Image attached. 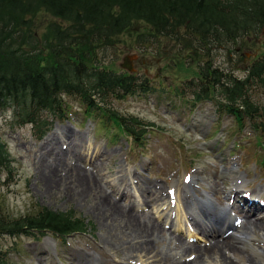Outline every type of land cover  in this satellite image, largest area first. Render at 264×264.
<instances>
[{"label":"rangeland","instance_id":"rangeland-1","mask_svg":"<svg viewBox=\"0 0 264 264\" xmlns=\"http://www.w3.org/2000/svg\"><path fill=\"white\" fill-rule=\"evenodd\" d=\"M263 40L264 36L249 37L238 44L214 48L211 60L224 73L242 77L243 63L264 51ZM162 42L159 50L150 44L143 49L124 36L114 46L98 52V64L119 73H128L120 65L125 56L132 57L130 74L146 79L154 89L111 101L110 109L121 117H134L144 125H152L136 142L132 136L118 132L97 112L87 117L83 107L70 98H65L69 108L64 118L53 120L49 132L40 139L33 136L28 125L13 127L10 111H0V141L5 144L13 163L10 176L0 172V214L19 218L45 207L54 212H72L87 224L86 233L63 238L51 234L1 236L0 250L7 253L11 264H75L71 254L77 251L110 264H157L159 261L168 264L172 258L183 261L196 256L193 250H185L187 245L193 249L203 248L212 238L186 194L188 182L199 198L207 195L216 208L226 209L231 214L226 226L238 221L239 226L233 227L230 233L242 237L245 218L233 203L229 207V194L235 183L239 188L233 190L232 198L242 202L241 196L246 193L264 199V127L256 133L248 123L240 127L230 115L216 114V107L210 102L191 105L186 101L190 99L189 94L185 93L183 98L170 92L169 88L174 85L171 83L174 68L164 69L168 62L162 52H167L169 46L165 40ZM243 57L245 61L241 63ZM139 79L138 83L142 81ZM251 97L264 106L263 90L254 91ZM192 124H202L200 134L191 129ZM228 165L233 168L232 175L222 172ZM76 167L85 172L82 182L77 180ZM77 189L84 192L77 195ZM151 191L156 192L160 201L154 205L144 204L142 199ZM177 211L185 214V220L196 215L199 225L188 220L197 233L196 238L188 239L184 226L182 231L176 230ZM258 215L264 217V210ZM129 218L148 219L158 228L152 237L154 243L147 262L135 254L123 258L124 247L136 238V224H130ZM212 228L223 230L224 226ZM218 234L222 233H215ZM253 235L248 243L237 246L236 255L228 260L233 264H246L245 259L253 264H264L262 233L258 231ZM105 241L112 245L108 246ZM233 242L230 243L236 244ZM215 262L210 258L203 264H219Z\"/></svg>","mask_w":264,"mask_h":264},{"label":"trees","instance_id":"trees-1","mask_svg":"<svg viewBox=\"0 0 264 264\" xmlns=\"http://www.w3.org/2000/svg\"><path fill=\"white\" fill-rule=\"evenodd\" d=\"M124 36L143 49L159 50L165 40L173 94H189L191 105L210 102L216 114L230 115L240 127L248 123L256 133L264 127V106L251 97L264 93V51L241 59L242 77L224 73L210 57L214 48L264 36V0H0V111H10L13 127L28 125L40 139L53 120L64 118L70 98L87 117L97 112L138 141L152 125L121 117L111 101L154 89L146 79L98 64V52ZM10 159L0 141L6 177L13 171ZM86 231L72 212L41 207L19 218L0 214V237ZM0 264H11L1 250Z\"/></svg>","mask_w":264,"mask_h":264},{"label":"bare ground","instance_id":"bare-ground-1","mask_svg":"<svg viewBox=\"0 0 264 264\" xmlns=\"http://www.w3.org/2000/svg\"><path fill=\"white\" fill-rule=\"evenodd\" d=\"M75 146V145H74ZM67 147V146H66ZM67 154V153H66ZM69 154V153H68ZM79 160V159H78ZM77 161V160H76ZM46 164V163H45ZM48 165V164H47ZM69 167V166H68ZM76 169L77 175H78V179L79 181L83 180L85 178V172L83 170L80 169ZM232 166L228 165V167H225L224 170L222 172H224L226 175H232ZM52 170V169H51ZM54 172V170H53ZM234 172V170H233ZM55 173V172H54ZM82 182V181H81ZM52 186V185H51ZM79 186V185H78ZM233 188H239V186L237 184H232ZM76 191L77 195H79L80 193L82 194L84 192V190H79ZM238 191V190H237ZM233 192V190H232ZM230 192V197H229V201L231 199H233V206L235 208H237L239 210V212L243 213V217L245 218V229H243L244 231L241 233L242 237H234L232 234H225L222 230V234H218L215 235V233H218V231H215L214 228H212L214 225H220V228L223 227V225L225 226V224H229V220H231L230 218V214H228L226 212V209H218L214 206L213 202L211 201V199L207 196V195H200V198L195 195V193L193 192V189L190 185H187L186 187V194H188V197L190 199H192V205H193V209L195 210V214L197 213L198 218H200L202 221L204 222L207 226L208 229L203 227L206 232L209 234V237L212 238V240L203 248H199V249H193L191 246L187 245L188 247L185 248V250L187 249V251H192L193 254H196V256L189 257V259L183 260V261H174L172 258V261H170L168 264H203V262L205 260H209L210 258H214L215 259V263H219V264H233L232 261L228 260L231 257H234L237 253V246H240V244H246L248 243L250 240H252V236L253 233L255 232H261L262 233V242L264 244V225L262 224V220L264 218H259L256 214H254V210L255 208H253L251 205L252 203L248 201V211H241L240 208L237 206V203H235V199L232 198V195ZM160 195V193H158ZM236 198V197H235ZM179 199V198H178ZM158 201H160V198L157 197L156 192L151 191V193L148 196H145V200L144 198L142 199V202L144 204H156ZM179 202V201H178ZM177 202V203H178ZM178 206L179 209V205H176V207ZM155 207V206H154ZM99 208V207H98ZM158 209V208H157ZM162 209V208H161ZM103 210V209H102ZM106 211V210H105ZM100 213V212H99ZM240 214V213H239ZM144 214H142L140 217H142ZM146 216V215H145ZM196 216V215H195ZM194 214L190 217L187 218V220H185L186 216L182 211H177V218H176V223H177V227L176 230L177 231H182L183 226L185 229H187V238L191 239V238H196V232L193 231V229L191 228V220L195 223L198 224L197 219L195 218ZM129 220L131 221L130 224H136V234L134 238L133 243H130L129 246H125L123 249V258L127 257L131 254H135L139 256H142L145 258L146 262L148 260V256L151 254V249H152V243H154V240L152 239L153 235L155 232L158 231V228H156L154 226V224H152L150 222V220H144L141 218L139 221L135 218H129ZM137 220V221H136ZM190 222H189V221ZM153 221V220H152ZM188 221V222H187ZM105 222V221H104ZM103 222V223H104ZM233 222V221H232ZM141 223L144 226V229L141 228ZM183 223H187V224H183ZM156 224V223H155ZM183 224V225H182ZM108 225V224H107ZM199 225V224H198ZM203 225V223H202ZM210 225H212L210 227ZM232 224H230L231 226ZM128 226V225H127ZM142 226V227H143ZM235 226V223L233 222V225ZM135 227V225H134ZM139 227V228H137ZM162 229V228H161ZM163 231V230H162ZM118 232V231H117ZM132 232V231H131ZM115 234V233H114ZM131 235V234H130ZM111 236V235H110ZM127 236V235H126ZM156 236V235H155ZM128 237V236H127ZM170 237V236H169ZM120 238V237H118ZM132 238V237H131ZM216 238V239H215ZM112 239V238H111ZM135 239H138L137 241H135ZM215 239V240H214ZM156 240V238H155ZM180 240V239H178ZM254 240V239H253ZM129 241V240H128ZM175 241V239H174ZM233 241H236V244H231L234 243ZM106 242V241H105ZM113 242V241H112ZM178 242V241H177ZM231 242V243H230ZM254 242V241H253ZM256 242V241H255ZM117 243V242H116ZM259 243V242H257ZM106 244L108 246H111V243L106 242ZM253 244V243H252ZM256 244V243H255ZM260 244V243H259ZM121 245V244H120ZM154 245V244H153ZM258 245V244H257ZM261 245V244H260ZM259 245V246H260ZM122 246V245H121ZM170 246V245H168ZM179 246H183V244L179 243ZM252 246V245H251ZM261 247V246H260ZM178 248V247H177ZM240 248V247H239ZM169 249V248H168ZM167 249V250H168ZM255 249V248H254ZM111 250V249H110ZM117 251V250H116ZM245 251V250H244ZM249 251V250H248ZM262 252V251H261ZM163 255V252H161ZM264 253V252H263ZM165 254V253H164ZM167 254V253H166ZM171 254V253H170ZM169 254V255H170ZM175 254H177L175 252ZM249 254V253H248ZM261 254V253H260ZM73 257L75 259H79L81 258L83 262H80V264H110L106 261H102L100 259H98L97 257H93L89 254H85V253H80V252H75L72 254ZM121 255V253H120ZM159 255V254H158ZM168 255V256H169ZM258 255V253H257ZM263 255V254H261ZM166 256V255H165ZM174 256V255H173ZM189 256V255H188ZM225 256H227V258H225ZM255 256V255H254ZM264 256V255H263ZM137 257V256H136ZM135 257V258H136ZM162 257V256H161ZM178 257V256H177ZM257 257V256H256ZM171 258V257H170ZM245 258V256H244ZM134 259V258H133ZM180 259V258H179ZM233 259V258H232ZM126 260V259H125ZM131 260V259H130ZM155 260V259H154ZM167 260V259H166ZM228 260V261H227ZM235 260V259H234ZM149 261V260H148ZM157 261V260H156ZM259 261V260H258ZM76 262V261H75ZM124 262V261H123ZM141 262V261H140ZM143 262V261H142ZM160 262V261H159ZM159 262H157V264H160ZM208 262V261H207ZM211 262V261H210ZM244 262H246V264H253V262H248V260H244ZM248 262V263H247ZM115 264H125V263H118L115 262ZM137 264V263H136ZM147 264V263H146ZM207 264V263H206ZM209 264V263H208ZM213 264V263H211Z\"/></svg>","mask_w":264,"mask_h":264},{"label":"water","instance_id":"water-1","mask_svg":"<svg viewBox=\"0 0 264 264\" xmlns=\"http://www.w3.org/2000/svg\"><path fill=\"white\" fill-rule=\"evenodd\" d=\"M131 59H132V57H130V56H125L124 58H123V60H122V63H121V65H120V67L122 68V69H125V70H127L128 72H132V67H131ZM191 129H192V127H191ZM193 131L195 132V133H199L200 134V129H196L195 127L193 128Z\"/></svg>","mask_w":264,"mask_h":264}]
</instances>
